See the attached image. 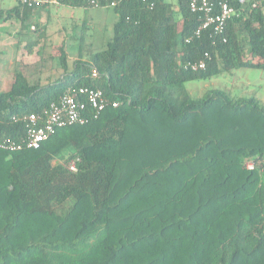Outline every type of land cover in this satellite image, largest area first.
Segmentation results:
<instances>
[{
  "label": "trees",
  "instance_id": "16d2710c",
  "mask_svg": "<svg viewBox=\"0 0 264 264\" xmlns=\"http://www.w3.org/2000/svg\"><path fill=\"white\" fill-rule=\"evenodd\" d=\"M56 1L112 9V35L70 71L61 46L63 74L47 84L14 71L0 91V141L24 136L13 116L42 113L69 86L99 87L118 105L37 149H0V264H264V101L186 88L264 69V0H229L241 12L224 42L210 29L193 35L200 17L188 0ZM39 8L49 5L0 8L28 51L46 37ZM205 52L204 70L185 67Z\"/></svg>",
  "mask_w": 264,
  "mask_h": 264
},
{
  "label": "rangeland",
  "instance_id": "374dc122",
  "mask_svg": "<svg viewBox=\"0 0 264 264\" xmlns=\"http://www.w3.org/2000/svg\"><path fill=\"white\" fill-rule=\"evenodd\" d=\"M9 2L11 0H5V6ZM52 4L48 3L47 6L49 5V8L53 11L54 6ZM78 10L80 12V19L78 20L76 17L75 19L71 18L68 13L63 12L61 14H66L64 15L66 16L64 21L61 19V21H55V19L53 20L51 18V20H48L46 24L48 25L47 33L49 35L45 37L46 39L43 42V46L46 45L47 47V52L40 54V61L37 58L39 56L38 54L32 55L27 52L24 47L26 41L21 36L13 31H5L3 37L0 36V74L3 75L6 68L13 69L14 71L19 68V70H23L27 74L28 72L29 74H34L35 70L31 72L33 63L37 65L39 64L38 62H42L44 67L47 68L45 77L49 75L44 80L50 81L52 78L58 76L57 65L59 66L56 54H53L56 57H50L52 54L50 46L53 45V48L64 46L67 49V63L69 66L77 60L79 54L81 55V59L88 60L93 52L102 49L106 40L112 35V26L116 20L115 13L112 9L100 7H89ZM9 25L10 30H13L16 26H19V21L14 19L10 20ZM61 38L64 39L63 45L60 44ZM80 50L81 53L79 52ZM23 66L27 67L28 70L22 69L21 67ZM11 79V77L0 78V91L9 89ZM186 88L193 97L201 96L208 89L220 88L226 90L231 97H248L254 95L263 102L264 69H237L230 73H223L206 80L188 81Z\"/></svg>",
  "mask_w": 264,
  "mask_h": 264
},
{
  "label": "built area",
  "instance_id": "2783aa9c",
  "mask_svg": "<svg viewBox=\"0 0 264 264\" xmlns=\"http://www.w3.org/2000/svg\"><path fill=\"white\" fill-rule=\"evenodd\" d=\"M26 5H44L56 3V0H15ZM149 8L154 7L155 0H140ZM249 0H239L241 4ZM91 4L98 6V3L91 1ZM260 0H252L251 6L257 7ZM110 5H114L111 2ZM189 9L197 13L200 23L194 31V36H199L203 30L210 29L211 32L226 41L225 29L227 21L234 15H239L240 8L232 5L229 0H188ZM192 37L186 39L190 41ZM209 54L204 53L198 61H188L186 68L191 70H204L207 66ZM90 76L98 78L99 74L95 67L90 68ZM116 107L118 101L109 100L101 88L96 86L81 85L69 86L57 101H52L42 113H24L13 116V120L24 123V136L19 140L5 138L0 141V149L14 151L22 148L37 149L49 136L63 126L72 124H84L91 118H97L107 106ZM66 167L70 171H76V160L67 162Z\"/></svg>",
  "mask_w": 264,
  "mask_h": 264
},
{
  "label": "crops",
  "instance_id": "0c3cea01",
  "mask_svg": "<svg viewBox=\"0 0 264 264\" xmlns=\"http://www.w3.org/2000/svg\"><path fill=\"white\" fill-rule=\"evenodd\" d=\"M175 1V2H174ZM4 2H5V0H0V8H3V9H7V8H10V7H12L15 3H16V1L15 0H11V2H9V4H7V6H5V4H4ZM171 2L173 3V4H175V9L177 8L176 6H177V4H176V0H171ZM53 6H54V9H53V11L55 10V12H53L52 11V9L51 8H47V9H42V8H39V9H36V11H35V13H34V19H37L40 23H41V25H43V26H45V30H46V34H45V36L47 37L49 34L47 33L48 32V25L46 24L47 22H48V20L51 18V19H55V21H64V19H65V17L66 16H64V15H66V14H61V12H63V13H68V15H69V17H71V18H74L75 19V17H76V19L78 20V19H80V12H79V10L78 9H85V8H71V7H68V6H62V5H59L58 3H57V1H56V3H54V4H52ZM263 8H264V6H263ZM62 17V18H61ZM50 19V20H51ZM61 19V20H60ZM18 21V20H17ZM9 23H10V20H8V21H1L0 22V27H1V29H0V36H2L3 37V33L5 32V31H10V32H16V34H18L19 36H21L22 37V35H21V33H19V28H20V25L17 27L16 26V28L15 29H13V30H10V28H9ZM46 38L45 37H42L40 40H39V42L36 44V45H34L32 48H31V50L30 51H28L27 50V47L24 45V47H25V49L27 50V52L29 53V54H32V55H36V54H38L39 56L37 57V58H39V61H40V54L42 53V52H47V47H46V45L45 46H43L44 45V40H45ZM60 44L61 45H63V43H64V39H60ZM58 46V45H57ZM61 47V46H60ZM60 47H54L53 48V45L52 46H50V49L52 50V54L50 55V57L52 58H54V57H56L57 56V59H58V50H59V48ZM63 47V49H64V51L66 52V55H67V57H68V53H67V49L66 48H64V46H62ZM33 48H34V51H33ZM56 50H57V52H56ZM56 52V53H55ZM80 53H81V50L79 51ZM53 54H56V56H54ZM81 59V55L79 54L78 55V58L77 59ZM68 59V58H67ZM81 60H83V59H81ZM5 61V60H4ZM68 62V61H67ZM10 63H11V61H10ZM39 64H35V63H33V66H32V71L31 72H33L34 70H35V72H34V74H29V72H28V74L29 75H34V77L37 79V80H39L40 81V83H42V84H47V83H49V82H52V81H55L56 79H58L59 77H61L62 76V74H63V69L61 68V66H60V64H59V61H58V64H59V66L57 65V68H58V76L57 77H54V78H52L50 81H46V80H44V78H46L47 76H49V75H47L46 77H45V71H47V68L46 67H44V64L41 62H38ZM68 64V63H67ZM34 65H35V67H34ZM72 67H73V63L71 64V66H69V64L67 65V68H68V70L67 71H70L71 69H72ZM1 68V67H0ZM22 69H24V70H28V68L27 67H25V66H23V67H21ZM30 69V70H31ZM16 70H19V68L18 69H16ZM15 70V71H16ZM60 71V72H59ZM13 73H14V70L13 69H9V68H6L5 69V73L2 75V74H0V78H9V77H11L12 78V76H13ZM12 80V79H11Z\"/></svg>",
  "mask_w": 264,
  "mask_h": 264
}]
</instances>
